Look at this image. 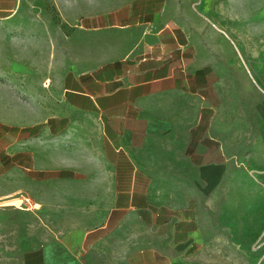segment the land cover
<instances>
[{
    "label": "crops",
    "instance_id": "crops-1",
    "mask_svg": "<svg viewBox=\"0 0 264 264\" xmlns=\"http://www.w3.org/2000/svg\"><path fill=\"white\" fill-rule=\"evenodd\" d=\"M22 1L0 0V20ZM165 8L133 0L122 19L144 41L67 71L66 111L0 159L51 184L42 264H264V96Z\"/></svg>",
    "mask_w": 264,
    "mask_h": 264
},
{
    "label": "rangeland",
    "instance_id": "rangeland-1",
    "mask_svg": "<svg viewBox=\"0 0 264 264\" xmlns=\"http://www.w3.org/2000/svg\"><path fill=\"white\" fill-rule=\"evenodd\" d=\"M132 2L23 0L14 17L0 20V159L8 161L2 155L24 144L28 128L66 111L61 78L67 71L91 69L144 41L146 24L122 19ZM162 19L218 42L219 57L246 81L243 90L264 96V0H166ZM220 68L231 73L227 62ZM50 185L33 181L24 166L0 168V264H42L39 250L59 221L41 203ZM25 196L36 206L1 204Z\"/></svg>",
    "mask_w": 264,
    "mask_h": 264
},
{
    "label": "built area",
    "instance_id": "built-area-1",
    "mask_svg": "<svg viewBox=\"0 0 264 264\" xmlns=\"http://www.w3.org/2000/svg\"><path fill=\"white\" fill-rule=\"evenodd\" d=\"M20 202L21 204H25L30 209L36 206V203L34 202V200L28 196L20 198Z\"/></svg>",
    "mask_w": 264,
    "mask_h": 264
},
{
    "label": "bare ground",
    "instance_id": "bare-ground-1",
    "mask_svg": "<svg viewBox=\"0 0 264 264\" xmlns=\"http://www.w3.org/2000/svg\"><path fill=\"white\" fill-rule=\"evenodd\" d=\"M7 198V199H3V202L1 204H11V203H15L17 200H20L19 198Z\"/></svg>",
    "mask_w": 264,
    "mask_h": 264
},
{
    "label": "trees",
    "instance_id": "trees-1",
    "mask_svg": "<svg viewBox=\"0 0 264 264\" xmlns=\"http://www.w3.org/2000/svg\"><path fill=\"white\" fill-rule=\"evenodd\" d=\"M37 127H38V128H40V127H41V124H40V125H38ZM11 129H14V130H15V129H17V128H15V127H12ZM3 157H8V156H7V154H3V155H2V158H3ZM5 167H6V168H9V167H10V165H9V164H8V165H5Z\"/></svg>",
    "mask_w": 264,
    "mask_h": 264
}]
</instances>
